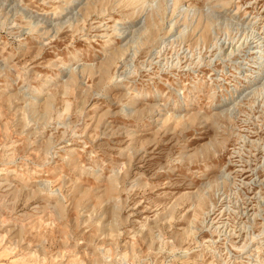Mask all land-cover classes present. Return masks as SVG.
Here are the masks:
<instances>
[{"label":"rangeland","instance_id":"374dc122","mask_svg":"<svg viewBox=\"0 0 264 264\" xmlns=\"http://www.w3.org/2000/svg\"><path fill=\"white\" fill-rule=\"evenodd\" d=\"M0 264H264V0H0Z\"/></svg>","mask_w":264,"mask_h":264},{"label":"bare ground","instance_id":"6f19581e","mask_svg":"<svg viewBox=\"0 0 264 264\" xmlns=\"http://www.w3.org/2000/svg\"><path fill=\"white\" fill-rule=\"evenodd\" d=\"M157 9L159 10V7H158ZM158 10H157V11H158Z\"/></svg>","mask_w":264,"mask_h":264}]
</instances>
